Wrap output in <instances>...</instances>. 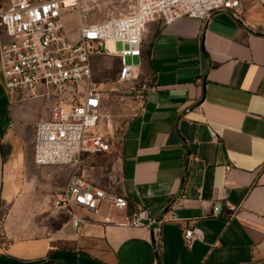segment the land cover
Instances as JSON below:
<instances>
[{
  "label": "crops",
  "instance_id": "0c3cea01",
  "mask_svg": "<svg viewBox=\"0 0 264 264\" xmlns=\"http://www.w3.org/2000/svg\"><path fill=\"white\" fill-rule=\"evenodd\" d=\"M236 12L148 25L129 59L153 88L115 147L114 190L128 206L77 208V228L72 215L47 234L20 221L27 197L59 193L65 168L35 164L34 127L49 106L8 93L0 67V264H264V0ZM138 208L153 222L124 225ZM191 228L201 240L184 241Z\"/></svg>",
  "mask_w": 264,
  "mask_h": 264
},
{
  "label": "built area",
  "instance_id": "2783aa9c",
  "mask_svg": "<svg viewBox=\"0 0 264 264\" xmlns=\"http://www.w3.org/2000/svg\"><path fill=\"white\" fill-rule=\"evenodd\" d=\"M84 1L0 0V67L5 88L10 94L23 97L46 98L54 94L57 99L34 127L31 145L38 166L72 165L83 154L97 155L115 149L114 139L98 127L104 104L103 91L95 79L100 71L98 61L103 64L105 58L116 56L115 83L126 85L129 98L141 104L153 86L140 79L141 60L134 64L126 60L140 58L148 25L159 22L168 26L180 17L207 24L221 11H230L240 18L236 8L241 3V0H132V8L127 12L83 23ZM71 14L77 21L75 31L66 27L65 20ZM116 43L121 44L118 50L114 48ZM80 84L84 91L81 100L67 104L62 101L67 98L56 96L59 90L63 93ZM208 131L213 139L217 138L211 126ZM54 197L60 208H83L92 214H97L105 201L118 209L128 206L123 194L112 188L91 187L75 172L68 175L64 188ZM146 221L153 222L144 208H138L125 216L123 224L140 228ZM81 222L72 215L75 228ZM183 239L201 240L202 233L197 228L185 229Z\"/></svg>",
  "mask_w": 264,
  "mask_h": 264
},
{
  "label": "rangeland",
  "instance_id": "374dc122",
  "mask_svg": "<svg viewBox=\"0 0 264 264\" xmlns=\"http://www.w3.org/2000/svg\"><path fill=\"white\" fill-rule=\"evenodd\" d=\"M132 5V0H86L81 4L83 10V12H81L82 21L83 23H92L104 20L131 10ZM65 21L66 27L71 31H75L77 26L75 16L71 14ZM109 45L111 46L112 44ZM114 48L117 50L120 49L121 44L116 43ZM126 61L128 64L131 62L128 58ZM96 65H98L97 69L100 71H97L95 79L98 81L104 95L102 109L103 117L100 119L98 127L100 132L107 133L118 145L123 129L131 115L137 110L135 107L137 108L139 102L138 100H131L129 98V95L125 91L127 89L126 85L115 83L114 77L118 64L111 65L109 61L105 60L103 64L98 61ZM75 89H78V92H75ZM60 91L62 90H59L56 96L60 99L67 98V100H62L67 104L70 102L73 103L75 100H81L84 93L83 84L71 86L70 89H67V91L63 93ZM52 96L53 97L47 96L46 98H42L47 102L49 108L57 102L55 95L53 94ZM62 167L65 168V171L63 170L61 173L63 177H58L61 182L57 183L56 192H60V188L65 186L68 176L67 172H69V174L75 172L83 182L91 187L114 189L118 186L119 160L118 152L115 151V149L111 152H104L97 155L83 154L72 165H65ZM54 195L56 196L57 194L41 195L40 200L36 198L33 199V197H27L24 200L23 207L25 213L22 216L20 215V221L23 219L26 222L39 223L41 226H46L45 228H47L45 231L41 229L40 231L33 230L29 233L47 234L50 232L48 229L50 224L58 226L59 223L65 222L69 219L70 215L76 212L77 208L68 210L58 207L54 203Z\"/></svg>",
  "mask_w": 264,
  "mask_h": 264
},
{
  "label": "bare ground",
  "instance_id": "6f19581e",
  "mask_svg": "<svg viewBox=\"0 0 264 264\" xmlns=\"http://www.w3.org/2000/svg\"><path fill=\"white\" fill-rule=\"evenodd\" d=\"M109 44H111V42H109Z\"/></svg>",
  "mask_w": 264,
  "mask_h": 264
},
{
  "label": "trees",
  "instance_id": "16d2710c",
  "mask_svg": "<svg viewBox=\"0 0 264 264\" xmlns=\"http://www.w3.org/2000/svg\"><path fill=\"white\" fill-rule=\"evenodd\" d=\"M264 35V34H263Z\"/></svg>",
  "mask_w": 264,
  "mask_h": 264
}]
</instances>
